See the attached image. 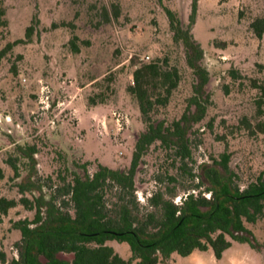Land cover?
<instances>
[{
	"label": "rangeland",
	"instance_id": "obj_1",
	"mask_svg": "<svg viewBox=\"0 0 264 264\" xmlns=\"http://www.w3.org/2000/svg\"><path fill=\"white\" fill-rule=\"evenodd\" d=\"M192 1L0 0V51L6 48L0 53V165L5 171L0 197L17 200L7 213L0 212V264H6L2 254L6 259L18 255L21 230L15 222L35 214V208L20 200L23 194L32 199L38 193L20 189L19 182L30 172L49 196V176L67 168L93 173L100 163L130 166L137 136L146 129L139 102L128 90L137 66L159 58L180 70L179 85L155 117L170 122L187 109L197 78L184 43L173 38L166 7L186 25ZM260 15L264 0H199L192 25L204 48L202 62L210 71V102L206 115L189 132L188 169L200 175L204 161L227 152L242 186L264 172V133L255 126L264 118V33L257 36L251 26ZM232 68L239 76L230 74ZM253 79L262 86H254ZM31 144L37 148L34 165L18 152L19 145ZM10 155H16L21 175H15ZM179 164L174 147L159 141L150 145L136 172L142 205L148 204L152 191L166 188L170 173L180 174L176 201L193 189L190 173ZM245 224L252 230L251 241L233 239L220 258L210 247L188 255L174 252L171 260L264 264V212L256 221L245 219ZM107 242L131 256L127 241ZM59 255L73 257L72 252Z\"/></svg>",
	"mask_w": 264,
	"mask_h": 264
},
{
	"label": "trees",
	"instance_id": "obj_2",
	"mask_svg": "<svg viewBox=\"0 0 264 264\" xmlns=\"http://www.w3.org/2000/svg\"><path fill=\"white\" fill-rule=\"evenodd\" d=\"M198 1H192L186 25L175 10L166 7L173 38L184 43L187 62L197 78L187 109L170 122L155 117L156 109L169 102L179 85L180 70L167 59L159 58L137 66L128 90L139 102L146 129L137 136L130 166L115 168L100 163L93 173L88 169L84 173L75 169L68 172L67 168L56 177L49 176L52 188L49 196L30 172L28 179L19 182L20 189L25 192L30 188L38 193L32 199L23 194L20 200L29 208H35V214L33 218L15 222L21 230V238L16 242L18 255L6 259L2 254L6 264H130L133 260H137V264H174L171 260L174 252L188 255L195 249L211 247L220 258L233 239L251 241L253 233L245 219L256 221L264 212V172L242 186L227 152L204 161L200 175L188 169L186 161L191 156L189 132L194 123L206 115L210 102L207 90L210 71L202 62L204 48L192 31ZM251 26L257 36L262 37L264 15L255 17ZM32 28V24L27 27V36ZM12 44L10 42L8 47ZM74 49L79 48L74 45ZM4 50L6 48L0 53ZM230 74L237 77L240 73L232 68ZM253 82L254 86H262L256 79ZM255 126L264 133V118ZM155 141L175 148L180 160L178 166L190 173L193 189L176 201L180 174L170 173L166 188L152 191L148 204L142 205L136 193V172L143 155ZM36 151L33 144L18 146L20 156L32 165L36 163ZM15 156L10 155L8 162L18 176L21 169ZM4 176L0 165V179ZM202 185L204 189L200 188ZM15 204V198L1 196L0 212L7 213ZM112 238L127 241L131 256H123L109 244L107 240ZM61 251L72 252L73 257H61Z\"/></svg>",
	"mask_w": 264,
	"mask_h": 264
},
{
	"label": "crops",
	"instance_id": "obj_3",
	"mask_svg": "<svg viewBox=\"0 0 264 264\" xmlns=\"http://www.w3.org/2000/svg\"><path fill=\"white\" fill-rule=\"evenodd\" d=\"M195 250H196V249H195ZM195 250H194V251H195ZM194 251H193V252H194Z\"/></svg>",
	"mask_w": 264,
	"mask_h": 264
}]
</instances>
